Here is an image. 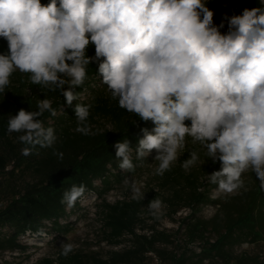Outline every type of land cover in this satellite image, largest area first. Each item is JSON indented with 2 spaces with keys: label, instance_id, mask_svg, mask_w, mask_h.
Segmentation results:
<instances>
[{
  "label": "clouds",
  "instance_id": "1",
  "mask_svg": "<svg viewBox=\"0 0 264 264\" xmlns=\"http://www.w3.org/2000/svg\"><path fill=\"white\" fill-rule=\"evenodd\" d=\"M225 20L227 31L222 32L225 23H214L206 0H50L46 5L0 0V38L8 44L7 53L0 54V93L19 71L31 84L59 90L72 106L87 66L98 62L110 98L154 125L142 129L136 161L155 150L154 174L163 176L182 150L198 145L206 159L221 164L208 175L217 191L237 192L249 171L264 188V7L246 8ZM93 45L95 55L89 56ZM37 109H20L7 122L8 132L18 133L26 145L24 156L37 146L51 148L57 140L55 130L40 119L45 112L57 115L51 101L40 100ZM90 109L80 103L74 109L76 131L85 136L93 134ZM114 147L119 169L134 173L138 165L130 142ZM188 153L182 164L186 171L201 160L195 149ZM123 183L133 199H144L134 179L125 177ZM85 190L72 185L61 203L74 207ZM162 207L156 198L148 210L158 218ZM61 249L64 257L74 250L69 242Z\"/></svg>",
  "mask_w": 264,
  "mask_h": 264
},
{
  "label": "trees",
  "instance_id": "2",
  "mask_svg": "<svg viewBox=\"0 0 264 264\" xmlns=\"http://www.w3.org/2000/svg\"><path fill=\"white\" fill-rule=\"evenodd\" d=\"M49 2L41 1L45 5ZM206 3L214 12V23H225L222 32L227 31L226 16L240 15L246 8L264 7L261 0H206ZM7 51L8 45L1 39L0 54ZM87 54L95 55L94 45L89 47ZM98 66V62L87 66V78L82 87L76 89L79 99L73 101L72 106L67 105L59 90L50 91L31 84L27 74L19 71L13 73L10 86L0 93V196L6 201L0 207V264H20L3 262L1 255L6 251L25 250L21 236L45 229L47 222L58 231L69 228V225L62 224L69 211L61 199L72 185H84V195L92 191L102 196L115 184L122 183L127 173L118 167L114 145L127 139L135 151L138 140L142 138V129L151 130L154 127L150 121L145 123L129 114L110 98L106 86L99 84ZM86 91H91V101L83 98ZM46 98L51 101L57 115L53 117L45 112L40 119L45 127L55 130L57 140L51 148L37 146L31 155L24 156L21 149L26 145L18 141L19 134L7 130L9 116L18 114L20 109L38 111L37 103ZM77 103L91 105L88 123L93 134L85 136L76 131L74 109ZM102 118H108L112 128L104 127ZM50 120H54L53 124ZM193 149L204 157L203 150L198 145H192L176 166L160 176L161 186L172 189L170 195L164 196L152 190L141 200L104 201L101 205L105 238L115 244L133 238L134 246L112 252L108 258H102L97 253L86 255L81 252H72L64 257L60 251L58 264H145L149 258H157L158 264H263L259 254H237L233 250L237 244L264 238V195L258 178L250 188L230 198V202L223 196L213 197L211 187L215 185L203 176L220 170L221 164L204 157L202 168L186 171L182 164ZM54 153H62L63 157ZM133 162L138 165L136 171L142 162L135 158ZM27 173H33L34 180L23 182ZM97 180L103 183L102 188L96 184ZM156 198L168 208L165 214L170 216L183 207L190 208L191 212L179 220L176 232L155 230L154 226H151L150 234L136 231L142 220L141 213L147 211L151 214L148 206ZM206 205L218 208L210 218L199 215ZM151 216L159 220L163 214L159 213L158 218ZM182 228L185 229L188 244L199 242V251L182 247L183 241L176 238ZM170 245L180 250L165 247ZM38 264H53V260L46 258Z\"/></svg>",
  "mask_w": 264,
  "mask_h": 264
},
{
  "label": "rangeland",
  "instance_id": "3",
  "mask_svg": "<svg viewBox=\"0 0 264 264\" xmlns=\"http://www.w3.org/2000/svg\"><path fill=\"white\" fill-rule=\"evenodd\" d=\"M42 1V0H41ZM2 38H0L1 40ZM4 40V39H3ZM7 44V41L5 40ZM8 45V44H7ZM99 84L102 85L101 78ZM29 91V90H28ZM83 98L87 101L92 100L91 91H86L83 95ZM54 120H50V123L53 124ZM102 125L106 128H112V123L108 118L101 119ZM188 148L182 150L178 155V160L172 165L176 166L184 152ZM156 155L155 150L153 153L141 163V167L137 168L134 173H127V178L132 181L133 179L138 186L142 188V192L145 195L152 190L158 192L161 195H170L172 189L164 188L161 186V179L159 175H155V169L158 166V162H155L154 157ZM135 158V151L132 150V159ZM204 165V157L201 156L200 162L187 171H191L194 168H202ZM10 168V167H9ZM221 169V168H220ZM123 171V170H122ZM124 172V171H123ZM208 179V175L203 176ZM33 173H27L23 177L24 181L34 180ZM244 179V187L238 190L233 194H225L217 191L218 185L211 187V193L213 197L223 196L226 197V201L230 202V198L235 195H240L242 191L250 188L254 185L256 181L255 173L247 172L242 177ZM98 187L102 188L103 183L100 180L96 181ZM264 195V188L262 189ZM132 194L129 185L122 183L115 184L114 188L110 191L104 193L102 196H98L96 192H88L81 199L77 206L73 209L68 208L67 217L62 219L63 225H69L68 229L65 231H58L53 229V226L50 222H47L45 229L21 236V242L26 245L25 250H16V251H6L1 255V260L8 261L11 263H20V264H38L43 259L49 258L53 260V264L59 263V252L62 251L61 245L63 243H71L73 245V253L81 252L86 255H94L97 253L102 258H108L111 256L112 252L115 251H124L128 248L134 246L133 238H126L121 243L115 244L114 242L109 241L105 238V226H104V215L101 212L102 204L104 201L109 203H115L119 200L128 201L132 199ZM6 203L5 200L0 196V207L4 206ZM218 208L214 205H206L202 208L199 215L210 218L217 212ZM168 211L166 206L162 207L160 213L163 216H160L159 220L152 218L151 214L147 211H143L140 215L142 219L139 222L136 231L138 233H151V226H154L155 230H165L168 232H176L179 227V220L188 215L191 210L189 207L181 208L174 216L165 214ZM144 221V222H143ZM185 229L182 228L180 235L176 238L183 241L182 247L187 246L188 248H193L196 251L200 250L199 242L188 244L185 241ZM164 246V245H162ZM169 250L178 249L175 245L165 246ZM234 252L237 254L250 253L252 255L259 254L261 256V261L264 264V238L256 242H244L243 244H237L233 248ZM208 263V262H207ZM145 264H158L156 260L149 258ZM255 264V263H253Z\"/></svg>",
  "mask_w": 264,
  "mask_h": 264
},
{
  "label": "built area",
  "instance_id": "4",
  "mask_svg": "<svg viewBox=\"0 0 264 264\" xmlns=\"http://www.w3.org/2000/svg\"><path fill=\"white\" fill-rule=\"evenodd\" d=\"M151 254H153V253H151ZM153 256L156 257L155 255H153ZM155 260H156L157 263L159 262V260L157 258H155Z\"/></svg>",
  "mask_w": 264,
  "mask_h": 264
}]
</instances>
